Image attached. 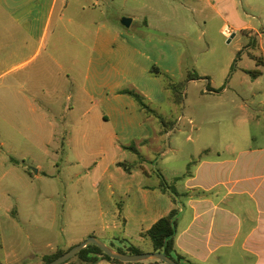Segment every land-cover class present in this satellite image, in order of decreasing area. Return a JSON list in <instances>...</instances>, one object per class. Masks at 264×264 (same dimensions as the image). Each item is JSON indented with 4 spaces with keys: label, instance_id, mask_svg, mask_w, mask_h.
Returning <instances> with one entry per match:
<instances>
[{
    "label": "crops",
    "instance_id": "crops-1",
    "mask_svg": "<svg viewBox=\"0 0 264 264\" xmlns=\"http://www.w3.org/2000/svg\"><path fill=\"white\" fill-rule=\"evenodd\" d=\"M71 2L81 11L92 10L95 5L94 0H0V105L4 106L0 113L7 121L8 134L13 136L11 141L17 133L27 149L43 152L46 158L55 137H60L56 142L62 153L79 149L105 152L102 158L92 159L96 170L85 172L93 187L101 186L96 194L101 222L65 244L58 236L49 242V230L58 232L55 195L63 200V188L56 187V179L46 174L42 163H35L29 171L19 161H0V264H42V256L67 250L89 236L108 243L113 250L114 243L121 245L119 239L141 249L140 245L149 240L142 234L174 207L170 196L159 189L157 177L151 178L139 168L127 173L119 163L138 161L124 160L125 153L132 152L124 147L136 145L140 154L141 148L145 150L155 137L168 135L176 123L161 134L159 119L143 114L135 100L121 91L134 90L156 115L169 119L160 110L169 100V92L150 69L155 65L181 79L186 45L176 43L167 33L164 36L150 30L126 35L105 18L89 15L76 22L87 21L92 28H76L79 37L72 36L86 48L85 68L79 71L80 49L62 47L65 22H73L64 15ZM144 24L152 31L159 29L145 20ZM261 59L264 61V50ZM94 136L103 139L97 141V148L88 147ZM60 147L52 150L57 152ZM258 151L264 153V148ZM109 152L119 155L108 157ZM83 160L79 155L68 162L80 164ZM48 162L58 167L53 160ZM187 173L185 190L201 188L203 192L185 193L188 199L180 215L181 231L175 236L176 252L192 264H229L223 250L233 248L242 231L241 249L251 252V238L264 232V191L257 195L264 189V160L201 159ZM115 195L125 199L121 210L112 202ZM251 200L255 213L251 212ZM106 215L109 220H105ZM253 242L256 248H264V240ZM149 252H153L152 245L143 251ZM255 254V264H264L260 253ZM97 264L122 263L102 260Z\"/></svg>",
    "mask_w": 264,
    "mask_h": 264
},
{
    "label": "rangeland",
    "instance_id": "rangeland-1",
    "mask_svg": "<svg viewBox=\"0 0 264 264\" xmlns=\"http://www.w3.org/2000/svg\"><path fill=\"white\" fill-rule=\"evenodd\" d=\"M94 2L92 10L81 11L76 3L71 2L64 11L65 19L71 17L73 22H65L62 47L80 49L79 71L85 68L86 48L80 46L75 39L79 37L76 28L84 26L92 28L93 25L86 24L87 21L85 24H78L76 21L91 15L90 17L105 18L109 25L126 35L146 33L150 30L149 32L156 34L165 36L167 33L173 36L176 43L185 44L188 49L183 57L184 76L187 73H196L202 77L187 82L180 105L174 104L170 98L165 102L160 110L176 125L168 135L152 139L150 145L145 150L141 148L139 154L144 160L145 171L151 178L158 179L159 173L167 184L177 191L178 196L170 198L174 201L173 208L178 210L177 231L180 233L182 227L180 215L188 199L185 193L196 195L203 192L201 188L185 190V179L190 167L195 166L201 159L244 161L256 157L264 160V153L258 151L259 148H264V66H256L251 58V54L262 57L264 50V0H94ZM122 18L132 19L130 27L126 28L121 24ZM144 20L157 25L159 29H154L155 31L148 29ZM225 25L234 33L232 38L222 34ZM89 37L90 34H87L88 43ZM255 69L261 71L260 77L252 78L246 73ZM0 107L4 109L3 105ZM18 116L17 114V118ZM6 123L0 113V161L6 163L19 161L29 171L35 163H42L46 174L56 179V187L63 188V200L55 195L59 205L56 222L58 232L53 233L54 228L53 231L49 230L48 241H54L58 236L65 244L83 235L89 228L98 227L101 221L97 213L96 194L101 191V186L93 187L85 172L89 171L91 174L96 170L92 165V159L102 158L105 152L97 149L90 152L78 148V152L66 150L62 153L56 142L60 137H55L46 152L48 156L46 158L43 152L27 149V146L23 145V138L17 133L11 141L13 136L8 134ZM102 139L100 136L91 137L88 147L97 148L99 146L97 141ZM133 146L137 148L136 145ZM58 147L60 148L57 152L52 150ZM205 151L207 152L204 153ZM132 152H126L124 160L139 158ZM79 155L84 159L80 164L68 162ZM118 155L119 153H107L108 157ZM51 160L57 163L58 167L48 162ZM52 171L56 175H51ZM78 172L81 178H78ZM48 189L50 192L51 187ZM262 191L264 189L258 190L257 195ZM122 201L123 199L117 195L112 199L119 210ZM255 209V202L251 200V212L255 213ZM108 217L106 215L105 220H109ZM50 222L49 217L48 228H51ZM244 237L245 232L242 231L235 239L233 248L223 250L226 253L224 258L229 264H255L257 261L255 253H260L261 260H264V248H256L253 242L264 240V232H257L251 238V252L241 249ZM140 247L144 252L149 251L150 240ZM113 248L120 247L114 243ZM76 262L75 258L72 259V263Z\"/></svg>",
    "mask_w": 264,
    "mask_h": 264
},
{
    "label": "trees",
    "instance_id": "trees-1",
    "mask_svg": "<svg viewBox=\"0 0 264 264\" xmlns=\"http://www.w3.org/2000/svg\"><path fill=\"white\" fill-rule=\"evenodd\" d=\"M251 58L255 61L256 66H264V61H262L261 57L251 54ZM150 73L154 76H157L161 79L164 88L169 92V98L174 104L180 105L183 102L184 89L188 81L201 79L199 75L196 73H187L186 76L179 80H174L169 74L161 70L158 66L153 65L150 69ZM252 78H256L261 74L259 69H255L253 71H246ZM210 90V89H208ZM121 92L130 95L135 102L137 103L139 110L145 115H154L156 116L161 125L162 130L161 134L171 129L174 125V122L170 119H165L162 116L156 115V113L150 109L147 105L144 97L134 90L124 89ZM127 150L133 151L135 154L139 156V152L133 145H129L124 147ZM205 151L204 153H206ZM142 159L138 158L136 163H119V166H122L127 173H130L132 169L139 168L144 173H146L145 168L142 165ZM158 179V187L163 193H167L171 196H178L177 191L167 184L166 180L161 174H157ZM177 179V178H176ZM179 179V178H178ZM174 202V201H173ZM177 215L178 210L173 208L167 215L159 218L147 231H145L142 235L147 237L152 245L153 252H163L166 256L173 259L179 264H192L189 262H185L181 255H179L175 250V236L177 232ZM120 248H115V251L124 254H138L143 253V251L136 245L132 244L127 239H119ZM70 249V248H69ZM68 250V249H67ZM63 249H57L53 253L46 254L42 256V264H47L58 256L62 255L65 251ZM77 260V264H97L102 260H106L113 263H122V264H132L128 262H121L117 259H112L108 257L106 254L102 252L100 248L95 245H88L83 248L79 253H77L74 257L67 260L66 264H73L72 259ZM139 263V262H136ZM149 264H164L161 261H148Z\"/></svg>",
    "mask_w": 264,
    "mask_h": 264
},
{
    "label": "water",
    "instance_id": "water-1",
    "mask_svg": "<svg viewBox=\"0 0 264 264\" xmlns=\"http://www.w3.org/2000/svg\"><path fill=\"white\" fill-rule=\"evenodd\" d=\"M131 18H122L121 24L128 28L131 24ZM95 245L102 250L104 254L112 259H117L121 262H128V263H135L141 261H161L164 264H179L173 259L166 256L163 252H149V253H138V254H124L118 251L113 250L109 246H107L103 241L99 238L94 236H89L82 242L72 246L70 249L65 251L62 255L58 256L57 258L53 259L47 264H62L65 263L67 260L74 257L77 253H79L83 248L88 245Z\"/></svg>",
    "mask_w": 264,
    "mask_h": 264
},
{
    "label": "built area",
    "instance_id": "built-area-1",
    "mask_svg": "<svg viewBox=\"0 0 264 264\" xmlns=\"http://www.w3.org/2000/svg\"><path fill=\"white\" fill-rule=\"evenodd\" d=\"M231 32V29L226 25L222 28V34L226 37H230L232 34Z\"/></svg>",
    "mask_w": 264,
    "mask_h": 264
}]
</instances>
